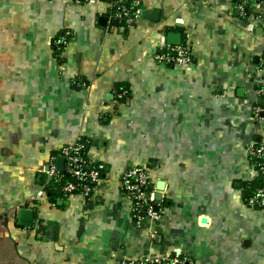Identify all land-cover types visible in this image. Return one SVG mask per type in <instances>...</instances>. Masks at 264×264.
<instances>
[{
  "label": "crops",
  "instance_id": "crops-1",
  "mask_svg": "<svg viewBox=\"0 0 264 264\" xmlns=\"http://www.w3.org/2000/svg\"><path fill=\"white\" fill-rule=\"evenodd\" d=\"M142 1L157 19L115 26L98 23L106 0H0V264H136L173 251L264 264V208L243 198L248 150L264 143V0L247 16V0ZM169 31L188 62L154 59ZM79 138L105 171L92 195L53 203L47 170ZM132 166L154 193L162 181L158 220L133 221L121 189ZM21 207L34 210L31 227L17 224Z\"/></svg>",
  "mask_w": 264,
  "mask_h": 264
},
{
  "label": "built area",
  "instance_id": "built-area-1",
  "mask_svg": "<svg viewBox=\"0 0 264 264\" xmlns=\"http://www.w3.org/2000/svg\"><path fill=\"white\" fill-rule=\"evenodd\" d=\"M106 1L109 9L107 20L110 24L114 18L123 19L126 24H129L140 15L143 6L142 0ZM239 8L241 12H244L243 6ZM153 56L155 60L161 62L182 64L189 61L188 52L181 45L162 44L158 46V51ZM255 80L256 94L264 98V65L258 70ZM254 112L256 114L262 113L264 108L256 106ZM83 153L84 144L82 142L77 140L66 144L61 149V156L64 159L62 170H57L54 165H50L47 170L49 179L61 182L60 191L64 194L90 196L101 178L103 164L91 161L86 154L84 157ZM248 154L256 158L253 177L256 175L260 177L262 185L256 188L247 204L251 206L257 204L264 207V143L258 145L253 143L248 150ZM62 171L64 173H61ZM121 180V189L131 201L133 221L140 224L145 218L158 220L162 211L158 206L159 203L155 202V188L147 169L143 166L127 168L122 173ZM149 185L152 188L148 190ZM44 193V190L38 191L34 199H39ZM175 253V255L169 253L167 255L145 257L139 260L138 264H193L187 256H178L179 251Z\"/></svg>",
  "mask_w": 264,
  "mask_h": 264
},
{
  "label": "trees",
  "instance_id": "trees-1",
  "mask_svg": "<svg viewBox=\"0 0 264 264\" xmlns=\"http://www.w3.org/2000/svg\"><path fill=\"white\" fill-rule=\"evenodd\" d=\"M116 1V0H115ZM253 1V0H252ZM256 1H258V0H256ZM250 0H247V1H245L244 3H242L243 4V8H244V14H245V16H247L248 15V6L250 5ZM113 10L111 9V12H112ZM126 23L124 22V20L123 19H118V18H114L113 20H112V23H111V25H115V26H123V25H125ZM63 34V33H62ZM63 39H61V40H59L58 42H57V44L58 43H63ZM156 51H158V47H157V49H156ZM155 51V52H156ZM165 63H168V64H173L174 62H165ZM78 141H80V142H82L83 144H84V157H85V154L87 153V141H85L84 139H81V138H79L78 139ZM258 144H260V143H256V145H258ZM86 156H87V154H86ZM248 157H249V160H250V162H251V165H252V169H254V167H255V165H254V161H256V158L255 157H253V156H251L250 154H248ZM98 163V162H97ZM104 166V165H103ZM128 168H130V167H128ZM104 171H105V168H103V170H102V172H101V176L103 175V173H104ZM61 173H64V171H62ZM60 185H61V182H59V181H54L53 179H49V181H47L46 183H45V191H46V194H47V197H48V199L51 201V202H55L56 200H57V195H58V193L59 192H61L60 191ZM260 185H262V182H261V179H260V177H258L257 175L256 176H254L253 178H252V180H250V182L247 184V186L244 188V191H243V198H244V201L246 202V204L248 203L247 201H248V199L254 194V191L256 190V188H258ZM152 188V186L151 185H149L148 186V190L149 189H151ZM156 203L158 202H160L159 200H157L156 199V201H155ZM248 205V204H247ZM159 206V205H158ZM249 206H251V205H249ZM251 207H254V208H264L263 206H259V205H257V204H254V205H252ZM176 253H175V251H173V252H171V255H175ZM178 256H180V257H183V256H185L184 254H182L181 252L178 254ZM136 264H138V262L136 263Z\"/></svg>",
  "mask_w": 264,
  "mask_h": 264
},
{
  "label": "water",
  "instance_id": "water-1",
  "mask_svg": "<svg viewBox=\"0 0 264 264\" xmlns=\"http://www.w3.org/2000/svg\"><path fill=\"white\" fill-rule=\"evenodd\" d=\"M157 10L147 8L146 6H142L141 10V17L143 19H157ZM106 17L105 16H99L98 17V23L101 25L106 24ZM165 40L167 44L171 45H179L181 42V37L179 32H174V31H169L166 33ZM261 100V98H259ZM63 162L64 159L62 156L57 157L56 159V169L57 170H62L63 168ZM163 190V184L162 181H158L156 183V192L154 193V198L159 200L161 198V191ZM34 210L26 207H21L17 211L16 215V222L20 226H26V227H31L33 225V220H34ZM49 230L51 232L52 236V230L53 227L50 226Z\"/></svg>",
  "mask_w": 264,
  "mask_h": 264
}]
</instances>
